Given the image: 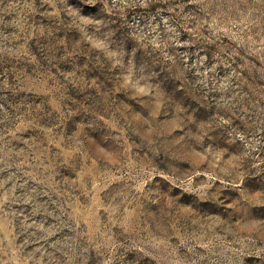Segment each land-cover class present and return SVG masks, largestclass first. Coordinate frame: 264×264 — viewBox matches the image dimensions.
Wrapping results in <instances>:
<instances>
[{
	"label": "rangeland",
	"instance_id": "obj_1",
	"mask_svg": "<svg viewBox=\"0 0 264 264\" xmlns=\"http://www.w3.org/2000/svg\"><path fill=\"white\" fill-rule=\"evenodd\" d=\"M0 264H264V0H0Z\"/></svg>",
	"mask_w": 264,
	"mask_h": 264
}]
</instances>
